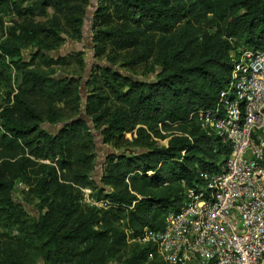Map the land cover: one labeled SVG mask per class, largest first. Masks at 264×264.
<instances>
[{"label": "trees", "instance_id": "trees-1", "mask_svg": "<svg viewBox=\"0 0 264 264\" xmlns=\"http://www.w3.org/2000/svg\"><path fill=\"white\" fill-rule=\"evenodd\" d=\"M69 1L0 0L16 15L11 37L0 42V76L12 65L17 83L0 107V216L20 223L23 241L34 245L31 256L44 264H107L120 251L127 264H164L152 244L137 238L145 228L162 230L165 216L182 204L184 185L202 183V173L228 157V144L206 134L194 113L211 109L227 84L232 49L264 50V0H100L94 52L108 46L127 51V70L98 66L101 91L91 95L88 112L101 144L109 146L99 182L92 178L95 143L86 119H71L52 132L42 127L60 118L53 109L71 94L69 80L15 58L39 37L45 49H56L64 40L57 37L62 23L79 34L81 17L72 13L81 6ZM31 16L45 19L33 22ZM151 61L159 66L154 78L130 72ZM31 98L42 99L47 109L39 111ZM17 182L46 207L31 224L12 199ZM87 187L107 205L82 203L81 188ZM25 259L22 248L4 264H27Z\"/></svg>", "mask_w": 264, "mask_h": 264}, {"label": "built area", "instance_id": "built-area-1", "mask_svg": "<svg viewBox=\"0 0 264 264\" xmlns=\"http://www.w3.org/2000/svg\"><path fill=\"white\" fill-rule=\"evenodd\" d=\"M230 62L213 107L194 113L206 134L228 144V157L203 172L202 183L183 184L182 204L162 230L145 228L137 238L164 264H264V50L240 45ZM81 191L82 203L107 205L91 188Z\"/></svg>", "mask_w": 264, "mask_h": 264}, {"label": "rangeland", "instance_id": "rangeland-1", "mask_svg": "<svg viewBox=\"0 0 264 264\" xmlns=\"http://www.w3.org/2000/svg\"><path fill=\"white\" fill-rule=\"evenodd\" d=\"M37 0H25L23 4L32 5ZM91 2H94L92 5ZM100 0H70L71 5H80L81 11L72 13V17H81V27L79 28V34L73 33L71 27L65 23L61 24L60 30L57 32V37H62L64 40L54 50H47L44 47L43 37H39L34 41H31L26 47L20 49L19 54L15 58H20L21 61L28 64L31 69L42 70L45 72H52V76L55 78H64L69 80L71 94L64 98L61 102L57 103L53 109L56 111L60 118L55 122H48L42 124V127L47 131L52 132L59 128L65 127V125L71 120L77 117L86 119L88 126L91 129L92 136L95 143L94 149V169L92 171V178L95 182H99L102 175V166L105 159V151L109 146L101 144V137L99 130L93 126L88 109L90 107V101L92 94L100 90V81L98 80V66L112 65L117 69L127 68L122 66L124 57L127 55L125 50H116L112 47H105L95 54L94 50L96 42L93 37L92 23L94 20L93 14L96 8L100 5ZM13 9L9 5L0 6V42L11 37V24L12 19H15L16 15L12 13ZM15 11V10H14ZM51 7L48 8V17L52 14ZM33 22L43 21L45 18L42 16L28 17ZM52 43V38L48 40ZM39 46L41 48H39ZM44 47V48H43ZM93 51V54L91 53ZM38 54V56H36ZM35 56L34 60L32 57ZM61 58L60 60H51L50 58ZM79 58L83 59L80 64ZM45 60H48L50 66L45 65ZM156 63L151 61L148 64L141 65L134 70L130 71L133 75L141 79H152L155 77V69L159 68ZM155 67L153 68V66ZM152 67V68H151ZM14 68H4V76H0V107L6 104L7 91L10 86L16 89V82L13 80ZM101 91V90H100ZM31 101L39 111H45L47 108L46 103L40 98H31ZM81 105V106H78ZM127 137L131 136L128 134ZM163 143L164 141H159ZM37 163L36 161H34ZM36 166V165H34ZM29 186L18 182L14 186L12 191V199L14 203H17L24 213L22 219L28 221L27 223H33L35 217L38 216L39 211L43 212L45 206L40 198L30 190ZM20 219V220H22ZM25 232L21 230V225L14 223V217L6 214L0 216V264H4L7 259V255L14 252L16 255H21L22 248H24V255L27 264H44L42 258L34 255L31 256V249L34 247L30 245L29 241H23ZM129 253V251H128ZM155 258L157 261L161 260L157 251L155 250ZM126 253L120 251L113 257L108 259L107 264H127ZM145 264V263H137Z\"/></svg>", "mask_w": 264, "mask_h": 264}, {"label": "water", "instance_id": "water-1", "mask_svg": "<svg viewBox=\"0 0 264 264\" xmlns=\"http://www.w3.org/2000/svg\"><path fill=\"white\" fill-rule=\"evenodd\" d=\"M91 4L93 5L94 4V2H91ZM91 53L93 54V52L91 51Z\"/></svg>", "mask_w": 264, "mask_h": 264}]
</instances>
